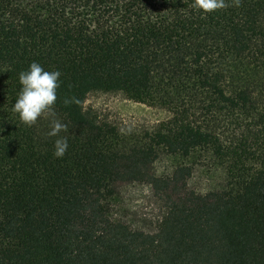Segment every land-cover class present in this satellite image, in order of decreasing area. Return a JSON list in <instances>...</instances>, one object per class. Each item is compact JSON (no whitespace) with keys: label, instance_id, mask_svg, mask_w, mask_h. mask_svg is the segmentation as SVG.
I'll list each match as a JSON object with an SVG mask.
<instances>
[{"label":"trees","instance_id":"trees-1","mask_svg":"<svg viewBox=\"0 0 264 264\" xmlns=\"http://www.w3.org/2000/svg\"><path fill=\"white\" fill-rule=\"evenodd\" d=\"M192 3L0 0V264H264V0ZM33 61L60 76L28 126L12 105ZM91 92L170 115L101 119ZM200 167L216 175L203 190L189 183ZM124 182L162 201L152 230L112 216Z\"/></svg>","mask_w":264,"mask_h":264},{"label":"rangeland","instance_id":"rangeland-1","mask_svg":"<svg viewBox=\"0 0 264 264\" xmlns=\"http://www.w3.org/2000/svg\"><path fill=\"white\" fill-rule=\"evenodd\" d=\"M84 107L96 111L101 119L123 125L143 126L169 117V112L158 106H151L126 98L118 92H91L87 94ZM171 161L166 156L154 163L157 172H167ZM216 181V175L204 167L193 173L190 185L203 190ZM112 216L124 221L132 228L152 230L162 211V201L146 183L124 182L117 188L111 207Z\"/></svg>","mask_w":264,"mask_h":264},{"label":"clouds","instance_id":"clouds-1","mask_svg":"<svg viewBox=\"0 0 264 264\" xmlns=\"http://www.w3.org/2000/svg\"><path fill=\"white\" fill-rule=\"evenodd\" d=\"M239 5V0H235ZM192 7L205 13L226 7L225 0H193ZM60 72L58 70L47 71L40 64L33 61L28 69L18 74L20 89L12 111L17 113L24 124L31 126L42 113L51 111L56 101V89L59 87ZM70 101L66 98L65 104ZM65 125L53 120L49 135H57ZM68 144L65 138H58L54 141V156L60 158L67 150Z\"/></svg>","mask_w":264,"mask_h":264}]
</instances>
